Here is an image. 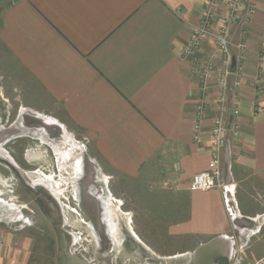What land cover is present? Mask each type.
<instances>
[{"label": "crops", "instance_id": "crops-1", "mask_svg": "<svg viewBox=\"0 0 264 264\" xmlns=\"http://www.w3.org/2000/svg\"><path fill=\"white\" fill-rule=\"evenodd\" d=\"M207 1L0 0V113L9 114L6 121L0 116V129L17 124L31 130L28 123L39 120L45 132L55 130L60 147L57 168L35 173L9 155L30 183L48 182L55 193L74 185L75 178L70 183L62 173L74 156L73 167L81 173L86 160L108 201L116 174L169 183L174 196L167 214L178 215L168 224L169 242L155 251L157 264H193L196 249L218 236L231 242L225 264L239 249L245 257L254 238L264 235V0H247L231 30L242 73L240 85L232 76L228 90L223 167L229 149L230 181L222 176L224 190L190 189L192 177L209 167L218 91V75L204 89L198 74L209 62L215 70L221 65L212 58L213 36L204 38L194 60L184 54ZM230 1L219 0L212 31ZM204 96L206 113L199 118ZM25 135L5 148L28 144L24 155L32 145L48 150L43 137L21 140ZM0 167L12 193L9 201L0 199L9 206L0 211V264H30L35 224L21 208L32 217L39 208L11 169Z\"/></svg>", "mask_w": 264, "mask_h": 264}, {"label": "rangeland", "instance_id": "rangeland-1", "mask_svg": "<svg viewBox=\"0 0 264 264\" xmlns=\"http://www.w3.org/2000/svg\"><path fill=\"white\" fill-rule=\"evenodd\" d=\"M0 116L6 121V116L9 117V114L0 113ZM31 147L34 149L30 154L24 155L21 153V155H19L20 157L25 156L26 159L29 157L31 160L29 162L23 159L24 162L26 161L28 163V167H45L54 170L56 161L48 150L43 146H38V144L32 145ZM24 148L28 149V144L25 145ZM65 165L67 169H63L62 173L66 176L63 178L72 183L71 180L73 177L71 178V175L73 171H71V168L74 164L70 165L68 161ZM0 170L3 169L0 167ZM153 178V176H142L137 179H132L116 174L115 177L111 179L110 183L113 190L112 201L113 199H116L115 203L116 201H120L121 203H116L117 207H119L120 211L126 212L125 216H127L128 219H132V231H134L136 241L141 246L144 244L147 251L154 255L157 249H163L162 246L169 242L170 238L167 236V227L173 219L175 220L177 218L176 216L178 214H175L173 217L167 214V211L171 210L173 204L171 200H173L172 198L174 196L171 194L170 184L164 182L163 185H161L162 187H160ZM14 184L16 190L21 192L18 181L14 180ZM67 190L68 191L65 192H57L56 195L63 205L65 227L75 236L73 250L75 253L84 257H91L101 261L100 244L97 243V247L93 249L92 245L87 242V239H91V235L88 234L89 230L85 223L86 216L84 211L80 208H73L70 206L69 198L72 196L78 197L80 195L77 187L71 188L69 186ZM11 196L12 193H9V180L6 181V177H0V199L9 201ZM5 204L0 202V211H9V206ZM17 204L20 205L21 203ZM29 206L31 208V204ZM21 209L26 213L31 223H33V225L35 224V227L33 226L34 229H32L35 233V250L33 260L30 264H55L56 240L50 223L45 218L46 232L42 234L41 229L43 227L41 221L37 220V216H39L38 218H42L40 210L36 208V213L32 217V213L29 210ZM232 211L234 212V208ZM179 215L182 214L180 213ZM263 253L264 235L260 236L258 239L254 238L253 246L245 253V259L246 261L253 260L263 255ZM118 255L127 258V260L121 264H141L142 262H140L139 258H137L133 252L127 250L125 247H120L119 253L115 252L113 254L115 258ZM114 257H111L112 261L115 259ZM142 264L148 263L142 262Z\"/></svg>", "mask_w": 264, "mask_h": 264}, {"label": "built area", "instance_id": "built-area-1", "mask_svg": "<svg viewBox=\"0 0 264 264\" xmlns=\"http://www.w3.org/2000/svg\"><path fill=\"white\" fill-rule=\"evenodd\" d=\"M247 0H231L228 10L219 17V28L212 31L213 22L216 17L219 0H208L201 15L200 24L194 29L191 39L185 47L184 54L187 57L195 59L203 40L207 36H213L217 49L212 54V58L219 57L221 65L218 70L212 62L201 69L198 79L204 89L208 88L209 81L218 75V91L216 94V114L213 118L212 125V155L207 170L199 172L192 177L190 182L191 190L207 191L210 189L226 188L222 179L223 174V157L227 143L226 122L228 112V90L231 85L232 76H236L233 84L237 87L241 83L242 65L237 62L235 69L232 68V49H231V30L234 21L241 14ZM252 14L254 8H249ZM246 46L245 42L240 45ZM207 98L204 96L198 105V117L205 116L207 108ZM233 116L237 119L239 111L233 110ZM225 264H264V256L253 262H247L243 250L239 249L234 256Z\"/></svg>", "mask_w": 264, "mask_h": 264}, {"label": "flooded vegetation", "instance_id": "flooded-vegetation-1", "mask_svg": "<svg viewBox=\"0 0 264 264\" xmlns=\"http://www.w3.org/2000/svg\"><path fill=\"white\" fill-rule=\"evenodd\" d=\"M30 125L32 128L31 130H23L27 138L25 137V139H21V140L28 141L32 139V141L34 142H40L41 141L40 138L43 137L44 139L47 140L48 152L56 161L55 151L60 147L58 143L59 139L55 136V130L49 129L47 132H45L34 121H32ZM6 149L8 153H11L13 156H15V158L19 161L21 166L25 168L26 171L31 170L30 173H35L34 169L36 168L28 167L29 165H27L28 164L27 162L20 161L21 157L19 155H21V153L24 154V151H26L27 149V148H23L22 143H19L14 146L7 145ZM74 160H75V156L73 157V159L71 158L68 161L70 164H74ZM55 168H57L56 163H55ZM71 171H73L72 174H75V172L77 171L79 172V170L75 169V167L73 166L71 168ZM75 176H72L75 178L73 183L74 185L72 187L74 188L77 187V190L80 195L78 197L72 196L71 198H69L70 206L73 208H80L84 211L86 216L85 223L87 225V229L89 230L88 234L91 235V239H87V242L88 244L92 245L93 249L97 247V243L100 244V254L102 259L101 261H99L91 257H84L77 253L76 254L87 259L92 264H121L124 263L125 260H127V258L121 255H118L115 258L113 254L115 252L119 253L120 247H125L127 250L133 252V254H135L136 257L139 258L140 262L142 261L143 263L157 264L155 255L149 253V251H147V248L144 244L143 246H141L136 241V238L134 237V231H132V227L128 224V217L125 216L126 212L120 211L116 203L112 201H108L107 194L103 191L100 183L98 184V182L95 181L94 177L91 176V168L86 163V160H84V167L80 175L78 176L75 174ZM86 194L90 195V197H94L97 200V204H98L97 206L99 209L98 220L101 225L97 224V222L92 218L90 213L85 208ZM111 257H114L115 259H113L112 261Z\"/></svg>", "mask_w": 264, "mask_h": 264}, {"label": "water", "instance_id": "water-1", "mask_svg": "<svg viewBox=\"0 0 264 264\" xmlns=\"http://www.w3.org/2000/svg\"><path fill=\"white\" fill-rule=\"evenodd\" d=\"M237 65V56L232 55V68ZM37 125L43 126L42 121L36 120ZM32 123V122H31ZM31 123H28L29 125ZM24 135L22 128L17 124L11 127L0 129V163L11 169L13 174L19 178L22 186L37 205L40 212L50 223L56 240V260L55 264H92L87 259L77 255L73 250L75 236L65 227V217L63 213V205L55 193L51 190L48 182L30 183L19 168L15 160L9 155L5 145L9 140ZM226 160L224 162L223 174L227 179L230 178L231 171V153L228 149L226 152ZM230 179L226 181L229 183ZM97 200L86 194L85 208L92 218L101 225L98 218ZM231 254V242L223 236L213 238L207 243L201 244L195 251L193 264H223L228 260Z\"/></svg>", "mask_w": 264, "mask_h": 264}]
</instances>
